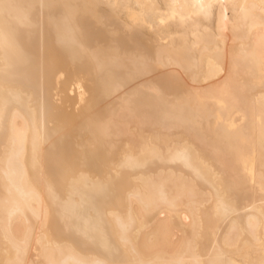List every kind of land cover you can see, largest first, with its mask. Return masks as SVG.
<instances>
[{
    "label": "bare ground",
    "instance_id": "6f19581e",
    "mask_svg": "<svg viewBox=\"0 0 264 264\" xmlns=\"http://www.w3.org/2000/svg\"><path fill=\"white\" fill-rule=\"evenodd\" d=\"M203 3L0 0V264H264V0Z\"/></svg>",
    "mask_w": 264,
    "mask_h": 264
},
{
    "label": "snow or ice",
    "instance_id": "6c2138e0",
    "mask_svg": "<svg viewBox=\"0 0 264 264\" xmlns=\"http://www.w3.org/2000/svg\"><path fill=\"white\" fill-rule=\"evenodd\" d=\"M198 3H199V8H200L201 12L205 11V9L208 7V5L203 3V0H198ZM140 59L144 63L148 62L147 59L144 57H141ZM211 69H212V72L214 73L217 70V65L213 64L211 66ZM193 81L194 82L196 81L195 76L193 77ZM227 88H228V85L226 82L219 86L218 92H219L220 96H224L227 94ZM153 91L155 92V94L159 95L158 90L153 89ZM197 91H199V90L197 89ZM216 102L223 104L222 99L217 100ZM258 103H260L261 105H264V96H261L258 98ZM22 137H23V132L18 131L15 138L12 141L13 150L10 151L8 154V159H9L10 163L13 160L19 159V156H20L19 145L22 143ZM42 141H43L42 136H40V135L34 136V139H33V151H34L33 163H34V166L38 165V163H39L38 160L35 159V152H36V149H37L39 143H41ZM176 155H178L182 158H185V160L187 159L186 150L184 152L176 153ZM128 159H129V161H131V158H128ZM105 187L106 186H99L100 190H104ZM49 191L51 192V188L49 189ZM262 191H264V186H262ZM52 198H53L54 203H56V206H57V209H58V212H59L61 219L65 221V227L78 229L79 225L74 224L72 222V220H73L72 208L74 206L72 205L71 201H63V202L57 203L55 196H53ZM129 198L135 199V198H137V194L136 193H130ZM159 200H160V203L163 205H167L169 207H171L173 205V202L167 198L166 194L163 191H161L159 193ZM214 210H215L216 214L218 216H221V217H227L233 213L234 209L232 208L231 204L226 199V193L225 194L218 193L216 195ZM116 222L119 225L121 232L125 233L127 231V225L123 221H121L118 217L116 218ZM255 223H256V217L249 216V225L253 226V225H255ZM84 225H85V228H87L88 222L84 221ZM42 239H43V237H38V241L42 240ZM44 247L47 248V245H44ZM105 248L107 250L106 245H105ZM49 264H57V262L55 260H50ZM60 264H82V262L74 260L71 257H66L63 261L60 262ZM89 264H112V262L107 261L105 259H93L92 261L89 262Z\"/></svg>",
    "mask_w": 264,
    "mask_h": 264
}]
</instances>
